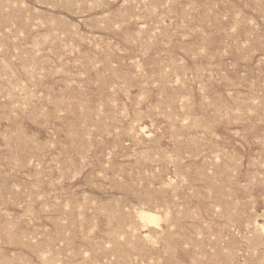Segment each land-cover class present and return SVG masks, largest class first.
I'll use <instances>...</instances> for the list:
<instances>
[{
    "label": "rangeland",
    "instance_id": "1",
    "mask_svg": "<svg viewBox=\"0 0 264 264\" xmlns=\"http://www.w3.org/2000/svg\"><path fill=\"white\" fill-rule=\"evenodd\" d=\"M0 264H264V0H0Z\"/></svg>",
    "mask_w": 264,
    "mask_h": 264
},
{
    "label": "bare ground",
    "instance_id": "2",
    "mask_svg": "<svg viewBox=\"0 0 264 264\" xmlns=\"http://www.w3.org/2000/svg\"><path fill=\"white\" fill-rule=\"evenodd\" d=\"M142 129V128H141ZM144 131V128H143ZM141 132V131H140ZM123 158V157H122ZM102 173V172H101ZM137 204V203H136ZM140 218L145 221L146 223H149L151 225H157L160 221V218L157 215H154L150 212H141ZM142 221V222H143ZM148 224V226H149ZM188 246V245H187ZM195 261V260H194Z\"/></svg>",
    "mask_w": 264,
    "mask_h": 264
}]
</instances>
